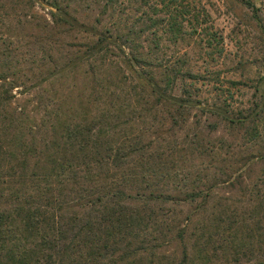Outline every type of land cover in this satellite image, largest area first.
<instances>
[{
  "label": "trees",
  "instance_id": "16d2710c",
  "mask_svg": "<svg viewBox=\"0 0 264 264\" xmlns=\"http://www.w3.org/2000/svg\"><path fill=\"white\" fill-rule=\"evenodd\" d=\"M209 19L0 0V264H264V72L224 84L166 53L221 54Z\"/></svg>",
  "mask_w": 264,
  "mask_h": 264
},
{
  "label": "rangeland",
  "instance_id": "374dc122",
  "mask_svg": "<svg viewBox=\"0 0 264 264\" xmlns=\"http://www.w3.org/2000/svg\"><path fill=\"white\" fill-rule=\"evenodd\" d=\"M189 1L196 9L205 8L209 13L208 24H211L212 31L219 35L217 45L222 52L217 54L213 47H204L201 38L195 37L185 38L175 46H167V55L175 57L186 53L190 57L191 67L206 73L212 79L215 73L219 72L224 84L226 79H235L250 85L248 77L252 78L264 72V0H252L256 10L247 8L243 0ZM239 62L244 66L238 67ZM209 83L207 81V85L202 86L206 95L211 85ZM235 93L239 99L245 93L249 94L250 90L240 86L235 89Z\"/></svg>",
  "mask_w": 264,
  "mask_h": 264
}]
</instances>
